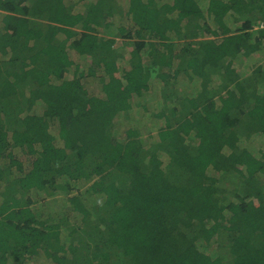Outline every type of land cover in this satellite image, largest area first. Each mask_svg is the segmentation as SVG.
Returning a JSON list of instances; mask_svg holds the SVG:
<instances>
[{
  "label": "trees",
  "instance_id": "16d2710c",
  "mask_svg": "<svg viewBox=\"0 0 264 264\" xmlns=\"http://www.w3.org/2000/svg\"><path fill=\"white\" fill-rule=\"evenodd\" d=\"M263 61L264 0H0V264H264Z\"/></svg>",
  "mask_w": 264,
  "mask_h": 264
},
{
  "label": "rangeland",
  "instance_id": "374dc122",
  "mask_svg": "<svg viewBox=\"0 0 264 264\" xmlns=\"http://www.w3.org/2000/svg\"><path fill=\"white\" fill-rule=\"evenodd\" d=\"M118 2L121 4V6L124 5V4H127V0H118ZM75 11H76V12H83V11H84V6H83V5H78V6L76 7ZM116 22L119 23V20H116ZM128 24H129V23H128L127 19H126V20H125V25H126L127 27H129ZM121 43H122V42L120 41V42H118L115 46H116V48L122 49L123 52L126 53V51H128V50H127L124 46H122ZM126 46H127V47H132V46H130V45H126ZM85 63H86V62H85ZM86 66H87V64H86ZM124 66H127V64L124 63ZM238 70L240 71V70H241V67H238ZM157 81H158V80H156V82H157ZM158 83H159V82H158ZM216 84H217V83H216ZM188 85H189V83L186 81V78H185V77H182V78L180 79L179 87H181V89H182L183 91L186 90V91L188 92V93H186V92H182V94H191V95H193L194 89L191 87V85H190V88H189ZM89 86H93V87H96L97 89H101V83H100V81H98V80L92 81V82L89 84ZM152 90H154V84L152 85ZM152 93H153V92H151V94H152ZM175 97H176V96H175ZM151 98L154 99V96L152 95ZM153 106H156V105H155V101H152V103H151V108H154ZM133 119L136 120V121H141L140 123H138V125H141V126H142V130H143V132H144V130H145V127L153 128V129H157V128L159 127V124H158L157 120L150 119L149 117H145V118H143V119L141 120L140 115H139V114H136V115H134V118H133ZM141 123H142V124H141ZM159 123H160V126H163V124L161 123V121H159ZM129 125H133V124L131 123V124H129ZM122 129H123V126H122V125H119V126L117 127L116 131L118 132V134H124V131H122ZM52 132H53V133H56V132H57V126H56V125H53V127H52ZM143 138H144V140L147 141V142H149V141L152 142V141H153V140H151V138H153V137H149V138H147V136H144ZM257 139L260 140V143H264V136L256 137L255 140H257ZM259 148H261V146H259ZM15 154H16L17 158L21 159V160L24 162L25 167H28V166H29V164H30V162H31V157H29V156L23 154L20 150H15ZM70 194H72V195H76V194H79V191H78V190H73V191L70 192ZM70 194H69V195H70ZM69 195H66V194H64V193H60V194L57 195L56 197H53V198H46L45 206H44V202H42V204H41L42 207L44 206V210H43V212H42L41 215L44 214V215L47 216V214H48V213H51V212H54L53 214H55V212L57 213V211L60 210V208H61L62 206H65V205L67 204V202H68V198H69L68 196H69ZM97 201H99V200H98V199H94V200L92 201V203L95 205V204H97ZM58 203H61V205H60L55 211H52V210H51V206H52L53 208H55V207H54V204H58ZM73 222H75V220H73ZM76 222H79V219H78V218H77ZM210 252H214V249H211ZM33 264H49V263H48L46 260H44V259H39V260H35V261L33 262Z\"/></svg>",
  "mask_w": 264,
  "mask_h": 264
},
{
  "label": "crops",
  "instance_id": "0c3cea01",
  "mask_svg": "<svg viewBox=\"0 0 264 264\" xmlns=\"http://www.w3.org/2000/svg\"><path fill=\"white\" fill-rule=\"evenodd\" d=\"M259 64H264V61H263V63H259Z\"/></svg>",
  "mask_w": 264,
  "mask_h": 264
}]
</instances>
